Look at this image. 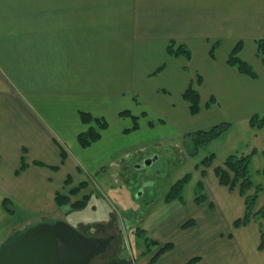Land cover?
Masks as SVG:
<instances>
[{"label": "crops", "instance_id": "obj_1", "mask_svg": "<svg viewBox=\"0 0 264 264\" xmlns=\"http://www.w3.org/2000/svg\"><path fill=\"white\" fill-rule=\"evenodd\" d=\"M259 38H264V0H0V194L31 216L58 218L59 207L83 195L89 200L98 189L88 169L102 172L100 181L106 182L107 168L116 165L127 183L123 166L135 161L133 149L151 144L184 151V133L222 121L248 126L257 138L264 128L251 127L249 118L264 112ZM240 40L238 55L256 77L227 63ZM170 41L186 45L191 57L169 54ZM197 74L201 107L191 114L182 93ZM210 97L215 103L206 107ZM80 110L107 121L99 139L86 147L77 140L87 127ZM155 148L140 158L153 157ZM220 164L196 167L202 193L197 184L187 200L182 195L165 201L164 193L163 214L144 211L141 236L151 240L145 245L153 253L143 264H184L193 256L200 257L196 264H264V247H258L264 219L233 227L245 213L244 197L219 183L214 167ZM82 180L86 186L70 202L57 203V192ZM113 219L109 212L85 231L110 228ZM152 223L156 232H166L163 240L152 236ZM165 242L172 247L153 259Z\"/></svg>", "mask_w": 264, "mask_h": 264}, {"label": "rangeland", "instance_id": "obj_2", "mask_svg": "<svg viewBox=\"0 0 264 264\" xmlns=\"http://www.w3.org/2000/svg\"><path fill=\"white\" fill-rule=\"evenodd\" d=\"M217 43L218 42L213 44L215 48L217 47ZM218 104H220L219 101ZM245 128L247 131H245ZM245 128L243 125L240 126V123L233 124L219 137L211 140L207 145L200 147L195 155H186L180 150H169L166 152L164 149H157L151 144L142 146V148L138 150L133 149L131 152L134 153V155L136 154V157L141 155L146 156L148 153L152 152L154 148L157 149L156 159L149 164L143 165V172L152 173V181L154 182L152 188L156 192L154 198L149 202L150 205L140 199L143 198V195L145 196V193H143L142 196L136 195L137 185L132 180L133 173L129 171L123 172L127 179L126 183L123 181V178L121 179L120 176L117 175L116 171L118 169H116V165H113V168L109 167L106 171L107 175H111V178L109 177L110 181L101 182L102 172L88 169L89 173L92 174L91 176L98 182V189L93 190L94 192L89 196L87 204L83 207L71 208L70 205L59 207L61 213L58 212V218L61 217L60 219H63L70 225L78 229L81 227V229L85 230L86 226L96 224L95 221L105 219L109 215V212H112V214L115 215V219L120 221L119 226L123 228L122 237L120 238V251L117 250V247L114 250L116 244H118V241L115 240L111 252L102 259L94 260L92 264H143L145 258H148L153 253V250H146L144 237L134 233V230L131 229L132 224L137 223V228H140V226H142L140 223H142L143 216L146 213L144 211L148 209L156 208V210L161 211L160 213L163 214L167 210V205L160 201L163 194L173 181L183 176L186 172L191 175L183 188L182 195L184 200L191 198L194 195V188H196L195 186L199 179L197 169L194 168V165L199 164L198 168L203 166L201 164L202 159L210 153H213L214 158L209 167L223 162L230 153L250 154L248 170L253 183L261 187V192H259L260 196L263 194L262 202L260 201L257 205V200L260 199L257 198L254 208H259L260 204L264 202V129L256 138L251 135V131H248L251 130L248 126ZM123 156L124 154L122 153L120 157ZM205 167L207 168L208 166ZM114 170L115 172L111 173ZM236 189L238 190V187H236ZM198 191L202 193L204 189L201 188ZM253 191L254 189H250L248 193L250 194ZM207 197L208 194L206 195V198ZM2 199L3 195L0 194V243L13 231L21 229L25 225L34 224L39 220L47 218H56V216L43 214L31 216L32 214H30L26 208L16 201H13V199H10L11 202L8 206L10 210H8L3 207ZM160 213L158 215H160ZM80 224H84L85 226H79ZM232 224L235 228L241 226V224L235 225L233 222ZM154 225L155 223H152V228H149V230L152 229V236L155 235L158 240H163L166 236V232L161 229H158L156 232ZM106 228L108 229L109 226ZM93 230L95 229L93 228ZM101 230L102 226H97L95 231L100 235L102 233ZM110 230H114L112 226H110Z\"/></svg>", "mask_w": 264, "mask_h": 264}, {"label": "trees", "instance_id": "obj_3", "mask_svg": "<svg viewBox=\"0 0 264 264\" xmlns=\"http://www.w3.org/2000/svg\"><path fill=\"white\" fill-rule=\"evenodd\" d=\"M242 48V41H238L231 49L227 57V63L229 65L235 66L240 72L247 74L251 77H256L257 74L252 66L246 60L239 57L238 53ZM215 45H212L210 48V55L214 56ZM256 49L257 54L259 56H264V38H259L256 40ZM166 50L169 54L174 56H184L187 59L191 57V50L184 44H177L173 41H170ZM163 66L160 65L157 67L156 71H159ZM202 80L200 74H197L196 79L191 81L190 84L186 87V89L182 93V97L189 103V110L191 114H195L200 110V97L199 92L196 88V85L199 84ZM213 103H215V98L210 97L206 102V107H210ZM79 115L81 121L87 125L86 129L79 132L77 134V140L82 147L89 146L91 143L99 139L101 135V131L107 126V121L101 116H95L87 111H79ZM133 120L135 117H132ZM135 121V120H134ZM136 123H134V127H136ZM249 125L253 128L263 129L264 128V112L262 114H253L249 118ZM231 127V122L222 121L217 124L211 125L206 128L197 129L194 131L186 132L183 135V150L186 155H195L197 150L200 147L207 145L211 140L219 137L222 133H224L228 128ZM252 154V153H251ZM62 159L65 158L64 151H61ZM214 158L213 153L205 156L201 164L203 166H209L212 163ZM249 162H250V154H236L232 153L227 155L222 164L216 165L214 167V174L217 177L220 184L228 186L230 189L238 187V191L244 197L245 204V213L242 217L236 218L233 223L237 224H246L251 218H263L264 219V204L259 208L255 209V202L258 198L259 192H261V187L257 184H254L250 173H249ZM36 163H41L40 161H36ZM199 164H195V168L198 167ZM25 168L24 157H21V165L20 169ZM264 170V168H263ZM204 170L201 171V175H204ZM190 173H185L182 177L174 181L168 188V190L164 194V200L170 201L174 198H182V190L187 181L190 178ZM87 181L82 180L78 182L76 185L68 188L66 192H57L55 195L56 201L58 204H65L70 202V196L75 195L80 189L86 186ZM203 188V183L201 180L197 183V189L200 190ZM250 189H254L252 193H248ZM204 196L199 194L196 197L197 201H201ZM11 200L7 197H3L2 205L4 208L10 210L8 206L10 205ZM88 195H83L81 198L76 199L70 203L71 208H80L87 204ZM191 223L190 220L183 223V226H188ZM137 235L144 233L142 228L135 227ZM147 244L149 245L150 241L148 238H144ZM172 247L171 242L163 243L159 249L154 253L153 259L160 253L168 250ZM259 248L264 247V234L261 233ZM199 256H193L189 258L184 264H196L199 261Z\"/></svg>", "mask_w": 264, "mask_h": 264}, {"label": "water", "instance_id": "obj_4", "mask_svg": "<svg viewBox=\"0 0 264 264\" xmlns=\"http://www.w3.org/2000/svg\"><path fill=\"white\" fill-rule=\"evenodd\" d=\"M155 159L156 155L143 163ZM107 241L85 235L63 219L40 220L0 243V264H89Z\"/></svg>", "mask_w": 264, "mask_h": 264}, {"label": "flooded vegetation", "instance_id": "obj_5", "mask_svg": "<svg viewBox=\"0 0 264 264\" xmlns=\"http://www.w3.org/2000/svg\"><path fill=\"white\" fill-rule=\"evenodd\" d=\"M182 152L185 153L184 151H182ZM133 160H135V161L132 162V164L130 163L129 165H124L123 167L127 166L126 168L128 169V171L130 173L134 174L133 175V180L135 179V183L137 185V189H136L137 193H136V195L137 196H142L143 193H145V196L143 195V198H140V199L143 200V202L149 204V202H151V200L156 195V192L152 188V186L154 185V182L152 181L153 179H152V176H151L152 173H147V172L140 173L139 172V170L141 168H144L143 163H142L143 162V158L141 159L140 156H138V157L134 158ZM119 222H120L119 220L113 219L112 228L114 230L111 231L110 228L107 229L106 227H102V230H101L102 233L100 235L97 234V232L88 233L85 230L83 231V229L79 228L86 235L97 237V238H101L103 240H105V239L108 240L106 242L104 248L100 251V253L95 255L93 258H91L89 264H92V262H94V260H96V259H102L108 253H110L111 252V248H113V246H114L113 242L115 240L118 241V244H116L114 250L117 247V250L120 251V243H121V239L120 238L122 237L123 228L119 226ZM125 222H127V221H125ZM134 225L137 226L138 224L135 223ZM131 229H132V227H131Z\"/></svg>", "mask_w": 264, "mask_h": 264}]
</instances>
